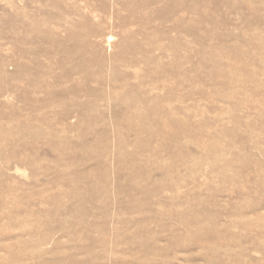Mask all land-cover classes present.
<instances>
[{
	"label": "rangeland",
	"instance_id": "rangeland-1",
	"mask_svg": "<svg viewBox=\"0 0 264 264\" xmlns=\"http://www.w3.org/2000/svg\"><path fill=\"white\" fill-rule=\"evenodd\" d=\"M0 264H264V0H0Z\"/></svg>",
	"mask_w": 264,
	"mask_h": 264
}]
</instances>
